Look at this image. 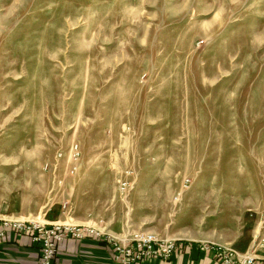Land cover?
I'll use <instances>...</instances> for the list:
<instances>
[{
  "label": "rangeland",
  "instance_id": "rangeland-1",
  "mask_svg": "<svg viewBox=\"0 0 264 264\" xmlns=\"http://www.w3.org/2000/svg\"><path fill=\"white\" fill-rule=\"evenodd\" d=\"M0 209L263 245L264 0H0Z\"/></svg>",
  "mask_w": 264,
  "mask_h": 264
},
{
  "label": "built area",
  "instance_id": "built-area-1",
  "mask_svg": "<svg viewBox=\"0 0 264 264\" xmlns=\"http://www.w3.org/2000/svg\"><path fill=\"white\" fill-rule=\"evenodd\" d=\"M12 233L30 239L39 251L38 264H55L60 246L68 240L82 242L95 239L108 244L112 248L114 264L169 260L177 249L173 240L162 239L151 233L135 234L130 239L121 240L90 225L41 223L0 217V241ZM263 245L259 242L250 253L244 254L226 248L220 249L216 254L215 264H264Z\"/></svg>",
  "mask_w": 264,
  "mask_h": 264
},
{
  "label": "crops",
  "instance_id": "crops-1",
  "mask_svg": "<svg viewBox=\"0 0 264 264\" xmlns=\"http://www.w3.org/2000/svg\"><path fill=\"white\" fill-rule=\"evenodd\" d=\"M0 216L11 217L0 209ZM56 221H49L54 223ZM39 251L26 236L9 234L0 241V264H38ZM212 253L201 251L198 246L178 244L174 255L166 261L147 260L142 264H214ZM55 264H114L112 248L101 241L87 239L82 242L68 240L60 246Z\"/></svg>",
  "mask_w": 264,
  "mask_h": 264
}]
</instances>
